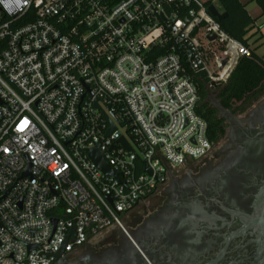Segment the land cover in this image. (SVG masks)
<instances>
[{
    "label": "built area",
    "instance_id": "obj_1",
    "mask_svg": "<svg viewBox=\"0 0 264 264\" xmlns=\"http://www.w3.org/2000/svg\"><path fill=\"white\" fill-rule=\"evenodd\" d=\"M207 1L0 0V264H55L209 152L193 72L252 48Z\"/></svg>",
    "mask_w": 264,
    "mask_h": 264
},
{
    "label": "flooded vegetation",
    "instance_id": "obj_2",
    "mask_svg": "<svg viewBox=\"0 0 264 264\" xmlns=\"http://www.w3.org/2000/svg\"><path fill=\"white\" fill-rule=\"evenodd\" d=\"M219 116L204 157L55 264H264V95Z\"/></svg>",
    "mask_w": 264,
    "mask_h": 264
},
{
    "label": "trees",
    "instance_id": "obj_3",
    "mask_svg": "<svg viewBox=\"0 0 264 264\" xmlns=\"http://www.w3.org/2000/svg\"><path fill=\"white\" fill-rule=\"evenodd\" d=\"M264 15V0H255ZM217 4L227 15L219 20L223 30L232 38L251 47L249 40L257 19L250 16L241 0H208L207 5ZM204 40V36L200 35ZM198 87L199 101L197 113L207 122V136L212 144L219 142L224 133V119L219 116V109L209 100L210 80L206 72H193ZM216 98L223 108L239 109L250 106L264 95V57L252 48L249 55L241 56L228 81L215 87Z\"/></svg>",
    "mask_w": 264,
    "mask_h": 264
},
{
    "label": "water",
    "instance_id": "obj_4",
    "mask_svg": "<svg viewBox=\"0 0 264 264\" xmlns=\"http://www.w3.org/2000/svg\"><path fill=\"white\" fill-rule=\"evenodd\" d=\"M208 10L211 12L212 15H214L218 20H222L223 18L226 17L227 13L226 12H222L218 6L213 3L211 5H209L208 7ZM216 38V35H213L210 37V39H215ZM217 108L219 110L223 109V107L221 106V104L218 102V106ZM116 127L114 125H112L110 127V129L108 130L107 132V135H110L112 134L114 131H115ZM120 141L128 148L131 150V146L126 142V140L122 137L120 139ZM89 154H90V157L91 159L93 160V162L95 163V165L101 169L104 173L108 174V175H112V176H116L117 174L113 171V169L111 168V166H109L105 160H104V153L100 150V147L97 146L93 149H90L89 150ZM146 167H147V171L149 173H151V170L149 169L146 161L144 162ZM57 223V220H54V224L56 225ZM63 254V250H61L59 253H58V258H60V256Z\"/></svg>",
    "mask_w": 264,
    "mask_h": 264
},
{
    "label": "crops",
    "instance_id": "obj_5",
    "mask_svg": "<svg viewBox=\"0 0 264 264\" xmlns=\"http://www.w3.org/2000/svg\"><path fill=\"white\" fill-rule=\"evenodd\" d=\"M241 2L245 5L250 16L257 19L255 28L250 32L251 35L256 32L249 40L251 48H257V53L264 57V15L255 0H241Z\"/></svg>",
    "mask_w": 264,
    "mask_h": 264
},
{
    "label": "rangeland",
    "instance_id": "obj_6",
    "mask_svg": "<svg viewBox=\"0 0 264 264\" xmlns=\"http://www.w3.org/2000/svg\"><path fill=\"white\" fill-rule=\"evenodd\" d=\"M209 91H210L209 100L211 101V103H212L213 106L217 107L219 101H218L217 98H216L217 91H216L215 87L210 88ZM150 200H154V199L152 198V199H150ZM146 203H147V202H146ZM144 204H145V203H144Z\"/></svg>",
    "mask_w": 264,
    "mask_h": 264
}]
</instances>
